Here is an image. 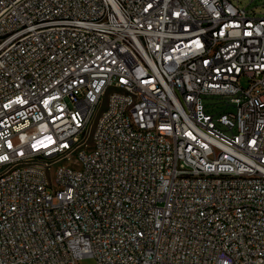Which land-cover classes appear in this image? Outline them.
<instances>
[{
    "label": "built area",
    "instance_id": "built-area-1",
    "mask_svg": "<svg viewBox=\"0 0 264 264\" xmlns=\"http://www.w3.org/2000/svg\"><path fill=\"white\" fill-rule=\"evenodd\" d=\"M87 257L264 264L257 8L0 0V264Z\"/></svg>",
    "mask_w": 264,
    "mask_h": 264
},
{
    "label": "rangeland",
    "instance_id": "rangeland-1",
    "mask_svg": "<svg viewBox=\"0 0 264 264\" xmlns=\"http://www.w3.org/2000/svg\"><path fill=\"white\" fill-rule=\"evenodd\" d=\"M251 5V8H257V12L261 15H264V0H241V6L246 7ZM243 84L246 86V79L243 80ZM206 103H215V109L213 113H220L224 111H231L233 107H228L226 105V101L221 97L214 98H206ZM80 264H95V260L93 258H83L80 260Z\"/></svg>",
    "mask_w": 264,
    "mask_h": 264
}]
</instances>
